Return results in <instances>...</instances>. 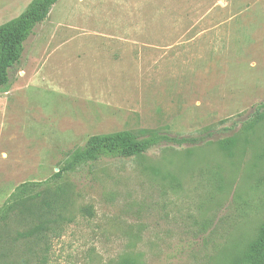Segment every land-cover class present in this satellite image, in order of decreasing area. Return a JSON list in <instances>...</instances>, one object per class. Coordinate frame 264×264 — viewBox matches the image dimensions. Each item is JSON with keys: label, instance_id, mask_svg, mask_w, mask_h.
<instances>
[{"label": "rangeland", "instance_id": "374dc122", "mask_svg": "<svg viewBox=\"0 0 264 264\" xmlns=\"http://www.w3.org/2000/svg\"><path fill=\"white\" fill-rule=\"evenodd\" d=\"M32 1L0 0V27ZM263 103L264 0H59L0 92V118L10 112L2 119L21 140L25 130L26 182H46L0 225V254L14 264H252L264 122L244 127ZM144 131L200 143L52 179L90 137ZM232 137L229 155L219 143ZM47 197L58 224L42 241L26 234L38 225L29 209Z\"/></svg>", "mask_w": 264, "mask_h": 264}, {"label": "trees", "instance_id": "16d2710c", "mask_svg": "<svg viewBox=\"0 0 264 264\" xmlns=\"http://www.w3.org/2000/svg\"><path fill=\"white\" fill-rule=\"evenodd\" d=\"M59 0H33L27 10L14 21L0 27V92L9 88L10 73L20 65L25 51V43L34 31L49 17L52 8ZM264 122V103L260 104L254 115L245 122L244 130L253 131L256 126ZM237 137H232L219 143L220 148L229 155L237 145ZM200 140L170 137L154 131H144L142 134L124 132L90 137L80 148L76 149L65 162L64 166L54 174L52 179H60L64 174L74 173L82 167L95 164L104 158H141L150 149L162 145H192L196 146ZM46 182H25L19 185L0 208V225H6L15 215L17 208L24 207L27 201L39 198L33 195L34 190L42 187ZM54 197V196H52ZM31 219L38 221L33 231L27 233L29 237L47 240L49 233H55L54 225L58 224L57 207L51 198H44L36 209H29ZM2 237H0V241ZM46 242V241H45ZM48 251V250H47ZM252 264H264V226L260 237L251 246ZM15 258V257H14ZM0 259L4 264H14L11 254L1 253ZM20 264H28L23 257L18 258ZM41 260V261H40ZM46 255L37 258L43 264ZM17 264V263H16ZM115 264H138L133 258H124Z\"/></svg>", "mask_w": 264, "mask_h": 264}, {"label": "crops", "instance_id": "0c3cea01", "mask_svg": "<svg viewBox=\"0 0 264 264\" xmlns=\"http://www.w3.org/2000/svg\"><path fill=\"white\" fill-rule=\"evenodd\" d=\"M126 43H127L126 40H118V41L105 40L103 42V46L106 45L108 46L109 49V47L112 46H124L126 45ZM108 52L110 53V51ZM101 54L103 53L100 52V55ZM9 113L5 115L3 114L2 117L0 118V191H2L6 186L12 183L13 186H16L10 189V191L13 192L19 185L26 182L25 178L29 176L30 166H29V161L28 160L26 161L24 159L25 156L20 154L21 153L20 148L24 146L25 130L22 131L23 137L21 140L19 137L20 135H18L20 134L19 130L17 128H14L15 122L14 121L7 122L6 119L8 118L2 119L4 118V116H7ZM7 123H11V124H7ZM11 126L13 127L12 129L10 128ZM15 135H17L19 140L17 141L18 144L16 145V149H13L10 140H14ZM19 142L21 143V147Z\"/></svg>", "mask_w": 264, "mask_h": 264}]
</instances>
